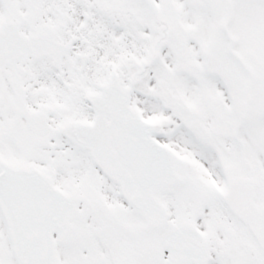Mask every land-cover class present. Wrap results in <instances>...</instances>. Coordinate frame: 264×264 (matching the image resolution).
Returning <instances> with one entry per match:
<instances>
[{"label": "snow or ice", "instance_id": "obj_1", "mask_svg": "<svg viewBox=\"0 0 264 264\" xmlns=\"http://www.w3.org/2000/svg\"><path fill=\"white\" fill-rule=\"evenodd\" d=\"M0 264H264V0H0Z\"/></svg>", "mask_w": 264, "mask_h": 264}]
</instances>
